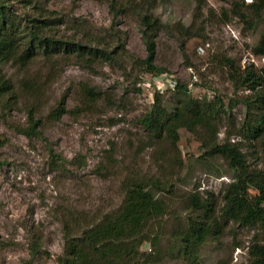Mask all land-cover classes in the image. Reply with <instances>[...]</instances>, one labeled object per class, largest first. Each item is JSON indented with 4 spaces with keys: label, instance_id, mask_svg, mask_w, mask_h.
Wrapping results in <instances>:
<instances>
[{
    "label": "rangeland",
    "instance_id": "rangeland-1",
    "mask_svg": "<svg viewBox=\"0 0 264 264\" xmlns=\"http://www.w3.org/2000/svg\"><path fill=\"white\" fill-rule=\"evenodd\" d=\"M39 1L59 24L50 36L101 45L112 59L88 67L74 57L38 56L26 67H2L13 93L0 101V264H58L67 224L88 228L117 213L125 200L124 184L131 179L159 180L166 188L154 191L166 213L150 223L151 237L141 252L152 255L154 264H193L179 240L189 219L200 214L190 208L191 196L212 197L220 211L234 172L220 157H203L209 130L181 129L174 143L142 124L152 109L147 97L156 94L138 88L141 80L155 76L139 64L147 58L143 18L159 22L150 33L156 42L154 64L168 76L158 90L165 109L172 113L178 104L171 89L177 82L195 98L203 92L221 98L213 127L217 142H241L252 169L257 164L264 169L257 141L249 144L240 133L247 118L243 101L252 93L236 90L225 60H234L241 70L262 68L264 57L252 50L264 26L244 24L234 14L236 0ZM239 2L246 12L252 0ZM15 6L18 15L33 13L18 2ZM89 89L101 97L92 101ZM63 97L66 111L55 119L53 111ZM31 114L39 122L37 133L29 131ZM76 226L75 232L80 230ZM37 237L42 253L33 259L30 245ZM257 242L264 245V231L232 222L219 240L201 247L195 264H257L250 255Z\"/></svg>",
    "mask_w": 264,
    "mask_h": 264
},
{
    "label": "trees",
    "instance_id": "trees-1",
    "mask_svg": "<svg viewBox=\"0 0 264 264\" xmlns=\"http://www.w3.org/2000/svg\"><path fill=\"white\" fill-rule=\"evenodd\" d=\"M234 14L250 29L264 26V0H252L243 12L241 3L236 0ZM245 2V0H240ZM33 11L21 16L16 12V3ZM24 19H22V18ZM153 17L143 18L144 37L146 39L147 58L139 64L150 75H161L163 69L155 66L156 42L150 32L158 26ZM59 24L52 14L45 10L39 0H0V101L13 93V86L7 79L3 66L13 63L21 67L29 65L36 57L75 59L93 67L96 61L110 60L112 56L101 45H83L81 42L58 40L49 35ZM253 54L264 57V36L252 50ZM229 79L236 90L246 89L251 95L244 98L247 118L240 132L250 144L257 141L264 154V66L246 67L241 70L238 64L227 58ZM139 88V87H138ZM176 93L177 105L172 113L163 106L159 90L155 94L151 111L141 120L148 131L157 137L164 134L174 143L180 140V130L196 133L198 127L209 130L211 139L204 140L203 157H220L234 172V180L227 185L223 195V206L215 210L210 198L193 194L190 208L200 214L189 219L187 229L182 233L181 242L184 257L191 263L198 261L201 247L209 240L217 241L230 223L242 227H254L264 231V169H256L248 164V155L242 151V143L217 142V131L213 128L219 120L223 101L221 98H209L207 92L199 98L191 96L187 85L177 82L171 88ZM141 91V88H139ZM164 91V90H163ZM89 99L95 101L101 97L92 89L87 90ZM66 111V98L63 97L53 111V117L59 119ZM31 133H37L39 122L30 115ZM27 134H30L27 132ZM258 155V154H257ZM260 157L257 156V163ZM125 200L121 209L114 214L105 215L99 222L81 228L79 224H67L64 254L58 264H154L152 255L143 254L141 247L149 242L147 228L150 223L166 213V204L155 194L165 191L162 182L131 179L125 182ZM80 230L75 232L74 227ZM41 239L35 238L30 245L33 259L41 255ZM250 255L257 257V264H264V245L257 242L250 248Z\"/></svg>",
    "mask_w": 264,
    "mask_h": 264
},
{
    "label": "built area",
    "instance_id": "built-area-1",
    "mask_svg": "<svg viewBox=\"0 0 264 264\" xmlns=\"http://www.w3.org/2000/svg\"><path fill=\"white\" fill-rule=\"evenodd\" d=\"M165 76H162V74H161V76H159V75L154 76L151 80H146V79L141 80L138 83V87L141 88V92H145V94L150 92L151 90H155L156 92L158 90H162L163 83L166 82L168 79V76L167 75H165ZM208 96L211 99L214 98V94H212L210 92L208 93ZM147 99L150 102V104L152 105V103L154 102V99H155V95L153 96V98L148 96Z\"/></svg>",
    "mask_w": 264,
    "mask_h": 264
}]
</instances>
